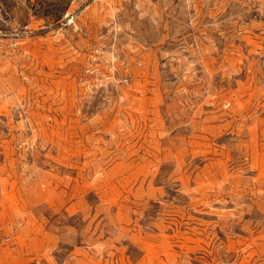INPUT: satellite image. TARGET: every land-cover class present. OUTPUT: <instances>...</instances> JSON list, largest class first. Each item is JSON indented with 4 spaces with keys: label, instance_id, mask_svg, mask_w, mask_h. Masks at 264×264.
I'll list each match as a JSON object with an SVG mask.
<instances>
[{
    "label": "rangeland",
    "instance_id": "obj_1",
    "mask_svg": "<svg viewBox=\"0 0 264 264\" xmlns=\"http://www.w3.org/2000/svg\"><path fill=\"white\" fill-rule=\"evenodd\" d=\"M0 264H264V0H0Z\"/></svg>",
    "mask_w": 264,
    "mask_h": 264
}]
</instances>
